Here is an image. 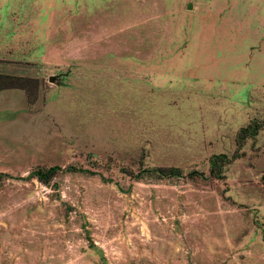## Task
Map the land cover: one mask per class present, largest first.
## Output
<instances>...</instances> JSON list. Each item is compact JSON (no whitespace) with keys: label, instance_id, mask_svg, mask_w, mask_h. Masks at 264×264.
Returning <instances> with one entry per match:
<instances>
[{"label":"rangeland","instance_id":"1","mask_svg":"<svg viewBox=\"0 0 264 264\" xmlns=\"http://www.w3.org/2000/svg\"><path fill=\"white\" fill-rule=\"evenodd\" d=\"M0 77V264H264V0H0Z\"/></svg>","mask_w":264,"mask_h":264},{"label":"trees","instance_id":"2","mask_svg":"<svg viewBox=\"0 0 264 264\" xmlns=\"http://www.w3.org/2000/svg\"><path fill=\"white\" fill-rule=\"evenodd\" d=\"M5 78H9V79H15V77H11V76H2ZM1 78V77H0ZM250 131V128H245L243 130H241L240 134H239V138H241L242 136H247L248 132ZM224 156H214L210 159V166L212 168V170H214L215 172H218V174L221 173L222 169V163L224 162ZM235 158V156L233 157V159ZM230 163V161H229ZM58 170H60V168L58 167H52L49 169H38L36 171H33L32 173H30L29 178L30 179H37L39 182H41L42 184L45 185H50L51 181L53 180V178L55 177L56 173L58 172ZM158 173H160L163 176H176L180 174V171L178 169H174L171 168L169 170L164 171V170H156ZM1 177V176H0Z\"/></svg>","mask_w":264,"mask_h":264},{"label":"water","instance_id":"3","mask_svg":"<svg viewBox=\"0 0 264 264\" xmlns=\"http://www.w3.org/2000/svg\"><path fill=\"white\" fill-rule=\"evenodd\" d=\"M192 4H189L188 5V9L189 10H192ZM58 80V76H54V77H51L50 79H49V81L51 82V83H53V82H56Z\"/></svg>","mask_w":264,"mask_h":264},{"label":"flooded vegetation","instance_id":"4","mask_svg":"<svg viewBox=\"0 0 264 264\" xmlns=\"http://www.w3.org/2000/svg\"><path fill=\"white\" fill-rule=\"evenodd\" d=\"M59 79V78H58Z\"/></svg>","mask_w":264,"mask_h":264}]
</instances>
